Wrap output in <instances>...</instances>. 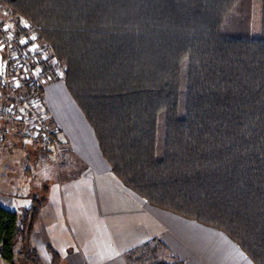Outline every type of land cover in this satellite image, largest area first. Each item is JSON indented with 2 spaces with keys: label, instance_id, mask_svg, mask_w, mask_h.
Returning a JSON list of instances; mask_svg holds the SVG:
<instances>
[{
  "label": "trees",
  "instance_id": "obj_1",
  "mask_svg": "<svg viewBox=\"0 0 264 264\" xmlns=\"http://www.w3.org/2000/svg\"><path fill=\"white\" fill-rule=\"evenodd\" d=\"M0 2L32 23L63 65L69 92L128 188L226 233L264 264V0L258 37L256 0ZM31 189L32 206L21 212L0 204L2 263L44 264L32 235L48 188L43 197ZM125 259L184 264L159 239Z\"/></svg>",
  "mask_w": 264,
  "mask_h": 264
},
{
  "label": "crops",
  "instance_id": "obj_2",
  "mask_svg": "<svg viewBox=\"0 0 264 264\" xmlns=\"http://www.w3.org/2000/svg\"><path fill=\"white\" fill-rule=\"evenodd\" d=\"M41 97L57 132L58 146L51 153L59 158L54 172L40 182L48 184L47 202L32 235L44 264H52L49 246L60 254V264H127L125 253L152 239L161 240L184 264H255L226 233L154 206L128 188L103 156L64 80L48 83ZM5 142L0 145L44 149ZM0 174L21 190L0 192V204L16 211L30 207L29 190L16 184L12 172Z\"/></svg>",
  "mask_w": 264,
  "mask_h": 264
},
{
  "label": "built area",
  "instance_id": "obj_3",
  "mask_svg": "<svg viewBox=\"0 0 264 264\" xmlns=\"http://www.w3.org/2000/svg\"><path fill=\"white\" fill-rule=\"evenodd\" d=\"M0 55V142L10 137L56 149L57 132L37 91L62 78L63 65L37 28L1 2Z\"/></svg>",
  "mask_w": 264,
  "mask_h": 264
},
{
  "label": "rangeland",
  "instance_id": "obj_4",
  "mask_svg": "<svg viewBox=\"0 0 264 264\" xmlns=\"http://www.w3.org/2000/svg\"><path fill=\"white\" fill-rule=\"evenodd\" d=\"M3 4V3H2ZM261 4L260 0H256L254 5V15H253V35L258 37L261 36L260 26H261ZM65 75V74H64ZM65 76L59 78L63 80ZM186 76L183 73L181 77V87L182 93L181 98L179 99L180 107L178 110V114L180 117L184 115V87H185ZM9 139H11L9 137ZM5 142V141H4ZM6 143V142H5ZM160 148V147H159ZM160 150V149H159ZM54 153V152H53ZM56 155L47 154L46 151L40 150L38 147L34 149H27L24 146H1L0 145V169L3 171L4 176H7L10 172H12V176L16 179V184L22 183L23 191L29 190V198L31 201V189L32 187L35 189V192H38L43 197L44 188H48L47 183L41 184L43 182L44 177H46V173L51 172L53 169V165L56 166L57 162H59ZM47 170V171H46ZM0 171V173H2ZM45 172V173H44ZM0 174V192L1 193H18L20 192L16 189L14 184H10L8 181L3 180ZM8 177L11 179L10 175ZM60 177H64L63 175ZM66 177H68L66 175ZM13 181V180H12ZM25 184V185H24ZM41 184V185H40ZM21 187V186H20ZM32 206V203H31ZM30 206V207H31ZM29 208V207H21L19 211ZM0 264H5L0 262ZM53 264V263H52ZM60 264V262L58 263Z\"/></svg>",
  "mask_w": 264,
  "mask_h": 264
},
{
  "label": "snow or ice",
  "instance_id": "obj_5",
  "mask_svg": "<svg viewBox=\"0 0 264 264\" xmlns=\"http://www.w3.org/2000/svg\"><path fill=\"white\" fill-rule=\"evenodd\" d=\"M33 39H35V37H33ZM24 42H25V41H23V40L21 41V43H24Z\"/></svg>",
  "mask_w": 264,
  "mask_h": 264
}]
</instances>
